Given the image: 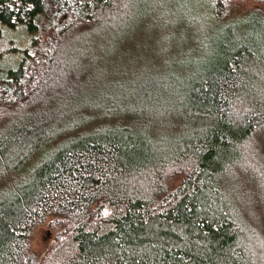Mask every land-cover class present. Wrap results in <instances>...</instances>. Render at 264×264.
<instances>
[{
    "label": "trees",
    "instance_id": "trees-1",
    "mask_svg": "<svg viewBox=\"0 0 264 264\" xmlns=\"http://www.w3.org/2000/svg\"><path fill=\"white\" fill-rule=\"evenodd\" d=\"M202 2L226 23L213 47L84 99L136 0H0V264H264L238 203L257 183L264 29L234 19L264 20V0Z\"/></svg>",
    "mask_w": 264,
    "mask_h": 264
},
{
    "label": "rangeland",
    "instance_id": "rangeland-1",
    "mask_svg": "<svg viewBox=\"0 0 264 264\" xmlns=\"http://www.w3.org/2000/svg\"><path fill=\"white\" fill-rule=\"evenodd\" d=\"M202 0H136V4L124 14H134L126 26L122 23L112 32L119 31L115 44L101 49L102 60L92 62L90 75L85 85L76 93L83 95L94 87L100 96L113 93L115 81L132 80V68L140 77H146L148 72L163 69L166 63L175 62L191 56L196 52H206L213 47L220 37L225 22L217 24L210 17V9L202 5ZM264 10V9H263ZM247 11L246 7L236 10V13ZM234 19L241 24H251L252 29H264V20L256 14L245 12ZM244 25V26H245ZM244 26L241 28L243 29ZM75 35L68 38L73 42ZM74 42L70 46L76 45ZM81 48H75L79 51ZM105 83L109 88L104 93ZM112 84V85H111ZM261 132V133H260ZM260 133V134H259ZM258 135V140H257ZM256 151L250 160L256 161L258 176L255 186H244V197L238 203L244 208L246 224L257 231L262 244L257 247L264 255V132L256 134V143L252 145ZM260 155V162L258 159ZM254 163V162H253ZM177 180L172 182L176 184ZM255 238V237H254ZM51 241V234L45 227H37L30 237V249L35 255H40ZM262 245V246H261Z\"/></svg>",
    "mask_w": 264,
    "mask_h": 264
}]
</instances>
